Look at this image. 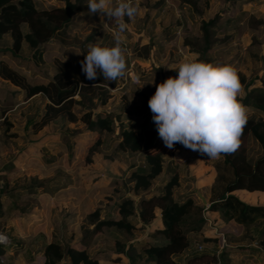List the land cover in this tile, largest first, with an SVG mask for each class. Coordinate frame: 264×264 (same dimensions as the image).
<instances>
[{"label": "rangeland", "instance_id": "374dc122", "mask_svg": "<svg viewBox=\"0 0 264 264\" xmlns=\"http://www.w3.org/2000/svg\"><path fill=\"white\" fill-rule=\"evenodd\" d=\"M116 2L112 0L113 5ZM194 2L189 5L180 4V0H134L137 15L132 19L124 17L128 27L121 34L126 48V74L113 81L112 86H105L109 97L103 105L94 100L93 112L119 115L121 125L133 128L143 146L149 144L142 152L160 153L162 167L176 169L169 174L164 168L152 180L149 189L139 193L145 196L156 194L162 190L165 180L174 174L177 179L173 188L174 199L190 198L195 204L205 205L209 197L207 184L214 172L207 164L209 158L181 144H176L172 150L165 147L152 121L150 108L144 106L158 84L168 77L178 76L181 62L196 60L198 55L184 41L197 43L199 20L208 21L215 15L222 19L220 26L212 28L216 43L207 51V59L212 63L230 64L237 69L238 76L244 77V83H241L243 92L239 97L244 94L245 85L247 89L259 86V78L264 75V0ZM81 5H87V0ZM84 13L80 10L73 14L65 36L53 37L41 45L40 61L26 53L18 54L16 58L5 53L0 59L28 81L44 83L56 72V61L74 64L82 54H87L89 45L100 39L104 44L114 46L116 24H110L107 17L102 20L99 12ZM251 17L261 22H247ZM150 41L147 58L140 57L143 56L141 47ZM5 48L0 47V50ZM17 91L0 78V185L6 184L3 189L0 186V198H6L5 191L20 193L12 205H2L0 237L4 239H0V244L8 245V249L0 256V264H28L31 261L39 264L43 255L42 244L52 237L59 238L64 244L85 239L81 225L86 224L85 216L90 211L98 209L100 217L108 213L112 217L116 215L111 206L113 202L107 196L117 198L126 193V188L131 185L129 170L140 163L139 153L142 152L126 153L116 148V122L110 134L98 135L86 130L80 122L61 119L32 133L25 127L27 120L41 111L44 100L40 95L25 100ZM80 109L77 105L74 107L76 112ZM247 109L248 113L254 111L252 107ZM97 138L101 139L99 150L90 152ZM56 175H60L59 183L63 185L53 192L49 191V185L48 189L31 194L21 189L36 184L37 180L49 183ZM233 193L243 201L248 200L247 203L264 205V191H254L251 197L246 191ZM202 198L204 203H201ZM189 223V220L183 222V229L191 245L175 257L179 264H184L185 253L193 249L218 254V264H264V241L260 244L250 237L239 239L243 233L240 225L230 221L217 228L208 219L203 229L196 232L188 230ZM133 235L135 239H160L153 227L135 230ZM214 235L218 238H211ZM92 238L87 248L99 260L114 250L115 242L110 235L98 232L88 236V240ZM133 243L134 240L126 243L130 246L125 247L120 263L103 259L101 264H140L142 258L136 257L139 247L135 248Z\"/></svg>", "mask_w": 264, "mask_h": 264}, {"label": "trees", "instance_id": "16d2710c", "mask_svg": "<svg viewBox=\"0 0 264 264\" xmlns=\"http://www.w3.org/2000/svg\"><path fill=\"white\" fill-rule=\"evenodd\" d=\"M54 1L60 4L43 6L35 0H0V47L8 46L0 50V55L8 53L16 58L18 54L26 53L32 59L40 61L43 51L41 45L44 42L53 37L65 36L66 27L74 13L80 10L86 12L84 15L89 13L87 5H81L83 0ZM181 3L195 4L194 0H180ZM220 19L219 15H215L208 21L199 20L198 34L195 37L198 42L184 41L198 55L197 61L212 62L207 59V51L216 43L212 28L220 26ZM249 21L261 22L254 21L252 17L248 18L247 22ZM151 42L141 47L143 56L140 57L147 58ZM85 55L86 53L82 54L74 64L56 61V72L44 83L28 81L23 74L0 59L2 80L16 87L25 100L34 95H40L44 100L41 111L27 120L26 129L36 133L50 122L61 119L70 123L80 122L86 130L101 135L112 133L116 122V148L126 153L142 152L143 147L147 148L149 144L145 143L143 146L139 134L133 128L121 125L119 115L93 112L94 100H98V105L105 104L109 97L105 86H112L113 83L104 80L99 72L96 80H87L80 64ZM259 79V86L247 89L245 85L244 94L238 97L243 105L254 109L248 113V122L240 137L239 148L231 154L209 158L207 164L213 168L215 175L209 186L206 205L195 204L190 198L182 201L174 199L173 188L177 184L174 174L165 180L162 190L156 194L145 196L139 193L148 190L152 180L162 171L160 153H139L141 161L129 170L131 185L126 188V193L117 198L107 196L113 202L111 206L116 215L112 217L108 213L105 217H100L98 209L90 211L85 216L87 226L81 225L85 231V239L75 244H64L59 238L52 237L42 244L43 255L39 264H100L99 258L91 255L87 248L93 241V238L88 240V236L98 232L110 235L115 242L114 250L108 255L105 253V257L100 258L102 260L120 263L125 247L130 246H126V243L134 240L135 248L139 247L136 257L143 261L140 264H179L175 257L183 254L191 245L186 230L183 229V222L186 220L190 221L188 230L196 232L203 229L208 219L217 228L232 221L242 227L243 233L238 236L239 239L250 237L262 244L264 205L247 203L233 193L237 190L264 191V75ZM239 80L244 83L242 75H239ZM151 97L147 99L144 108L149 107ZM76 105L81 108L78 112L74 110ZM100 143L101 139L97 138L89 151H98ZM59 177L60 175H56L53 178H57L56 181L51 179L44 184L37 180V185H25L21 189L31 194L40 189H48L49 185V191L53 192L63 185L59 183ZM0 186L1 189L5 188V182ZM4 194L6 198H0V217L4 214L2 205L10 206L20 196L15 191H5ZM145 227H153L160 239H135L134 231H143ZM229 237L238 239L233 235ZM211 238L218 237L214 235ZM7 249L8 245L0 244V256ZM184 256V264H218L219 259L216 253L208 254L196 249ZM28 264L38 263L31 261Z\"/></svg>", "mask_w": 264, "mask_h": 264}, {"label": "clouds", "instance_id": "9594fccd", "mask_svg": "<svg viewBox=\"0 0 264 264\" xmlns=\"http://www.w3.org/2000/svg\"><path fill=\"white\" fill-rule=\"evenodd\" d=\"M88 12L116 24L114 46L98 40L89 45L81 64L87 80H96L98 72L109 82L126 74V48L121 34L128 27L124 20L137 15L134 0H87ZM107 24V23H106ZM243 85L237 69L230 64L197 60L181 62L177 77H168L156 86L148 105L152 121L164 146L176 144L208 158L231 154L240 146V137L248 122V109L238 97ZM0 239H4L0 237Z\"/></svg>", "mask_w": 264, "mask_h": 264}, {"label": "crops", "instance_id": "0c3cea01", "mask_svg": "<svg viewBox=\"0 0 264 264\" xmlns=\"http://www.w3.org/2000/svg\"><path fill=\"white\" fill-rule=\"evenodd\" d=\"M37 3H39V4H41V5H43V6H45V5H48V4H56V5H59L60 3H56L54 0H35ZM32 98V97H31ZM30 98V99H31ZM209 166V165H208ZM165 168V171H167L168 173H170L172 170V172H175V168L174 169H171V168H166V167H162V170ZM173 168V167H172ZM162 172V171H161ZM171 172V173H172ZM214 175H215V172H213L212 173V175H211V180H210V182L207 184V187H208V189H209V186H210V183H211V181H212V179H213V177H214ZM159 176V175H158ZM242 192H244L245 190H241ZM246 193L247 194H249V196L251 197V195L252 194H254L253 192H248V191H246ZM199 195V194H198ZM247 202H248V200H246ZM245 201V202H246ZM206 202H207V199H206ZM201 203H204V199L202 198L201 199ZM206 205V204H205ZM48 242V241H47ZM100 260H102V259H100ZM99 260V263L101 264V261Z\"/></svg>", "mask_w": 264, "mask_h": 264}]
</instances>
